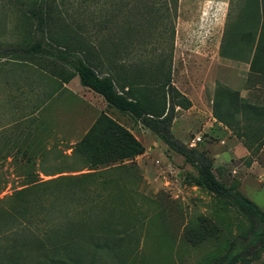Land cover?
I'll use <instances>...</instances> for the list:
<instances>
[{
    "label": "rangeland",
    "instance_id": "rangeland-1",
    "mask_svg": "<svg viewBox=\"0 0 264 264\" xmlns=\"http://www.w3.org/2000/svg\"><path fill=\"white\" fill-rule=\"evenodd\" d=\"M38 2L0 0V264L8 241L3 227L31 218L52 232L107 235L112 254L98 255L99 264H264V143L252 142V129L264 121L226 105L228 89L264 106V60L250 68L260 23L255 1L177 0L173 11L165 0H57L53 27L62 39L91 41L98 55L117 51L114 58L142 68L144 78L158 65L170 70L180 91L205 92L207 101L198 104L207 105L205 113L173 123V135L185 145L200 137L195 148L206 151L215 177L262 211L252 218L231 198L194 185L196 171L180 154L130 115L107 107L77 76L69 90L62 88L49 69L71 68L64 52L46 42ZM215 95L226 128L212 120ZM100 112L129 128L143 154L89 170L73 148ZM244 131L248 153L230 151L237 139L243 145L238 134ZM32 181L37 184L25 188ZM82 187L86 200L95 201L86 227H78L81 213L71 196ZM23 256L33 263V254Z\"/></svg>",
    "mask_w": 264,
    "mask_h": 264
},
{
    "label": "trees",
    "instance_id": "trees-1",
    "mask_svg": "<svg viewBox=\"0 0 264 264\" xmlns=\"http://www.w3.org/2000/svg\"><path fill=\"white\" fill-rule=\"evenodd\" d=\"M170 1L172 2L167 3L165 0L164 8L175 11L177 0ZM254 1L260 16V23L253 37L251 71H255L253 68L260 59L264 60V0ZM58 4L60 3L57 0H39L37 3L38 22L46 42L64 52L66 57H62V59L71 68L66 69L62 64L53 65L49 69L50 75L61 84L67 83L77 76L79 84L100 95L108 107L130 115L141 126L159 137L170 149L180 154L184 161L196 171V177L191 180L194 185L202 186L217 195L231 198L233 203L240 208V211L250 218L262 217V211L254 203L237 195L231 187L226 186L215 177L212 171V161L203 150L187 147L172 135L170 126L174 116V107L187 109L191 102L172 84L170 70H163L156 65L154 68L151 67L152 71L144 78V74L141 75L143 73L142 68L118 62L114 58L118 55L117 51H112L113 53L108 51L98 55L94 51V44L91 41L77 42L76 44L62 39L61 36L53 32V27L59 20L57 16ZM69 56L73 57L72 61ZM100 56H104L105 63ZM102 67L106 69V72L101 71L100 68ZM227 92L230 95L226 105L233 106L234 113H243L246 116H251L255 121L257 119L264 121V106L259 107L244 100L237 91L227 89ZM219 105L221 102L215 95L212 100V115L218 122L227 127L225 116L218 113ZM252 130V136L256 139L252 142L262 146L264 143V124L260 127H254ZM238 138L243 141V145L249 151L251 139L247 137L246 131L238 134ZM73 151L85 159L89 165V170H94L99 165L131 159L143 153L144 146L124 125L105 112H100L91 127L75 143ZM36 184L32 181L29 183L30 187L25 188L30 190ZM23 192L24 188L16 191L14 195L20 196ZM71 196L77 200L74 205L78 206L81 213L77 223L78 227L92 225L95 217V201L86 200L89 196L84 187L80 188L78 193H71ZM63 203L60 204L63 205ZM32 224L40 227L39 233L31 230ZM3 231L8 238L3 256L5 264H31L30 262L27 263L23 256V254L29 253L35 257L32 264H62L63 262L99 264L98 255L112 254L110 252L112 239H109L105 234H66V232L57 230L52 232L48 223L41 220L37 221L36 218L33 220L32 218L30 220L18 219L14 226H4ZM11 233H21L22 235L28 233L29 235L21 236L20 234L19 237L21 238L16 240L17 237L12 236ZM252 234L258 235L256 232ZM114 246L118 250L121 247L120 243ZM85 249L89 252V256L84 254Z\"/></svg>",
    "mask_w": 264,
    "mask_h": 264
},
{
    "label": "crops",
    "instance_id": "crops-1",
    "mask_svg": "<svg viewBox=\"0 0 264 264\" xmlns=\"http://www.w3.org/2000/svg\"><path fill=\"white\" fill-rule=\"evenodd\" d=\"M68 83V82H67ZM67 83H63L62 84V88H66V90H69L68 87H66ZM172 84L174 85V83L172 82ZM176 88V87H175ZM180 93H182L184 96H186L190 102L191 105L187 108V109H182L178 106L174 107V116L171 122V126L173 125V123L177 122L180 123V125H185L186 122L189 120V118H200L201 114L205 113V110L207 109V105H198V104H202L204 102L207 101V97L205 92L203 91H190V90H183L180 91L178 88H176ZM105 102V101H104ZM106 103V102H105ZM107 106V104H106ZM108 107V106H107ZM111 108V107H110ZM206 108V109H205ZM210 109V108H209ZM117 111V110H116ZM118 112V111H117ZM120 113V112H119ZM124 114V113H121ZM212 114V105H211V113ZM128 115V114H127ZM113 118V117H112ZM114 119V118H113ZM116 120V119H115ZM212 120L218 122L212 115ZM117 121V120H116ZM120 123V122H119ZM122 124V123H120ZM221 124V123H220ZM123 125V124H122ZM170 126V131L173 135V131H172V127ZM5 127V126H3ZM226 128V126H224ZM127 128V127H126ZM145 128V127H144ZM132 134L133 132L127 128ZM147 129V128H146ZM134 135V134H133ZM155 135V134H154ZM135 136V135H134ZM156 136V135H155ZM174 136V135H173ZM136 137V136H135ZM137 138V137H136ZM159 138V137H157ZM174 138H176L174 136ZM138 139V138H137ZM160 139V138H159ZM177 139V138H176ZM237 139V138H236ZM161 140V139H160ZM178 140V139H177ZM180 141V140H179ZM182 142V141H181ZM187 146V145H186ZM235 147L237 150H239V152H242L243 155L248 153V150L246 149V147L244 145H242V143L237 139L236 143H232L228 149L231 151L233 148ZM188 147V146H187ZM195 147V146H194ZM204 151V150H203ZM204 153L207 156L206 151H204ZM143 154V153H141ZM140 155V154H139ZM209 158V157H208ZM212 161V160H211ZM213 164V163H212ZM190 165V164H189Z\"/></svg>",
    "mask_w": 264,
    "mask_h": 264
},
{
    "label": "built area",
    "instance_id": "built-area-1",
    "mask_svg": "<svg viewBox=\"0 0 264 264\" xmlns=\"http://www.w3.org/2000/svg\"><path fill=\"white\" fill-rule=\"evenodd\" d=\"M200 141V137L199 136H194L192 139H190V141L188 142L187 146L188 147H194L195 144Z\"/></svg>",
    "mask_w": 264,
    "mask_h": 264
}]
</instances>
